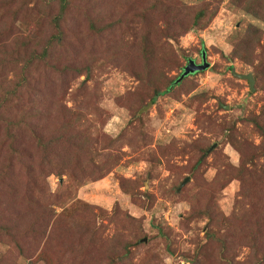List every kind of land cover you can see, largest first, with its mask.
I'll list each match as a JSON object with an SVG mask.
<instances>
[{"label": "rangeland", "instance_id": "1", "mask_svg": "<svg viewBox=\"0 0 264 264\" xmlns=\"http://www.w3.org/2000/svg\"><path fill=\"white\" fill-rule=\"evenodd\" d=\"M35 1L27 0L25 10L35 8ZM175 1V18H182L186 26L181 31L178 22L169 25L168 15L150 10L146 28L152 29L156 47L148 52L144 40L137 48L133 44L136 34L126 17L136 20L141 36L144 0H68L66 39L52 52L57 65L65 68L69 63L73 69L63 74L50 71L39 78L36 90L24 89L21 100L13 99L6 115L0 117V222L16 227L0 234V264H121L119 258L113 259L127 246V264H264V141L251 122L264 108V70L255 71L259 59L251 63L230 55L250 26L264 31V19L235 6L234 0ZM205 6L215 15L193 27V18ZM6 8L0 6V14ZM60 10L61 2L54 0L48 13L19 10L17 15L6 13L5 18L16 36L22 40L28 35L37 49H43L56 31L52 16ZM40 14L45 18L39 20ZM6 25L0 23V41L11 33H5ZM99 26L104 31L95 32ZM121 42L133 52L121 51ZM156 50L159 55L173 52V67L166 71L169 77L179 75L189 59L202 63L203 51L209 67L189 75L177 90L178 97H159L148 108L144 126L138 127L140 122L134 120L131 109L148 101L149 94L137 71ZM235 72H252L255 90ZM19 74L20 70L0 66V87L6 88L8 77ZM40 76L44 75L38 70L36 77ZM79 86L85 87L79 104L100 111L90 112V122L82 119L79 128L96 143L95 130L112 138L126 134L114 148L121 155L120 162L102 178L84 183L76 176L53 173V166L42 160L36 143L17 119L25 113L18 104L29 100V95L41 101L36 91L50 97L40 106L58 115L60 108L74 106ZM73 111L81 113L77 108ZM229 135L244 139L248 147L238 148ZM11 141L24 160L43 164L35 200L44 199L47 217L36 226L28 221L33 212H27L25 197H20L17 207L7 203L1 177L7 172ZM94 149L98 152L100 145ZM242 165L248 168L243 174ZM122 177L129 182L124 189ZM116 208L120 213L111 218ZM209 210L215 213L213 217L207 214ZM83 215L104 232L105 239L120 235L114 251L109 245H94L92 231L84 242L76 239ZM125 220L134 227L127 230ZM135 238H139L137 247L127 245Z\"/></svg>", "mask_w": 264, "mask_h": 264}, {"label": "trees", "instance_id": "2", "mask_svg": "<svg viewBox=\"0 0 264 264\" xmlns=\"http://www.w3.org/2000/svg\"><path fill=\"white\" fill-rule=\"evenodd\" d=\"M0 1V6H7L6 10L0 14V23H3V25L7 24L6 27H8V29H4L5 33L11 31L7 38H2L0 41V66L3 67L5 64L8 71L12 70L16 72L17 70H20V74L15 75L14 78L8 77L9 84L6 88L0 87V117H3L6 115L5 111H7L8 105L13 101V99L21 100V93L24 92V89L28 88L34 91L36 90V82L39 78H45L50 71L63 74L68 70L71 71L73 67L69 65V63L65 65L67 66L65 68L57 65L58 61L54 58L52 52L59 42L63 43L66 39L64 21L68 8V0H59L61 2V10L58 14L53 15L51 19V23L55 26L56 31L52 36L48 37L43 49H37L33 40L29 38L30 36L28 35H24L22 40L20 37L16 36L11 27L12 23L9 21V18H5V16L6 13L17 15L19 10H24L25 12L30 11L32 13L39 10L41 13H48L49 7L53 6L54 0H36V7L32 9L28 7L26 10L25 5L27 0H9L8 2L7 0ZM144 2L147 3V5H145L146 7L144 6L143 9H140L142 12V20H140L144 22L142 25L145 26V31H143L141 35L142 38L140 36L141 32L138 25L135 22L136 20L131 19L129 16L126 17H128V21L132 24V29L136 34L134 40L132 41L133 44H135L137 48L139 42L144 40L146 43L145 50L151 52L156 47V38L152 35V29L146 28L149 27V25H147L148 21L145 18L148 17L147 13L150 10L153 12H159L161 16L162 14L164 16L168 15L171 19L169 21V25L172 24L173 26L178 22L181 31L186 26V23L182 21V18H175L173 9H178V3L175 0H144ZM233 4L264 19V0H234ZM207 8V6L203 7L193 18L191 23L193 27L197 25H204L203 23L209 22V19L215 15L213 11L212 13H208ZM13 16L14 15H12V17ZM207 16L208 19L206 18ZM38 18L39 20H42L45 18V15L40 14ZM94 31L102 32L104 29L102 28L101 30V27L99 26L95 27ZM120 47V50L125 53L133 52V49L130 46L125 48L123 42L120 43ZM160 47L163 51L167 49L163 43ZM162 54L163 55H159L157 50L153 53V55L150 54L151 56L149 55L145 61L141 63L142 67L140 71H137V76L142 80V84L147 88L145 89V92L149 94L148 101H144L140 105L131 109L134 120L137 118L136 122H140L138 127L142 126V124L144 126L143 119L148 113V108L156 104L159 97L174 94L178 97L177 90L183 86L188 76L197 73L195 72L193 74H189L178 82L177 80L181 76L182 72L175 77H169L166 74V71L173 67V52L166 51ZM230 55L233 58H240L243 61L251 63H253L254 59H259L260 63L256 65L255 71L264 70V31L254 25L250 26L245 35L241 39H238L234 44V48ZM138 62L140 63V61ZM38 70H41V74L44 76L36 77V72ZM262 81L264 82V80ZM0 85H3L1 81ZM84 89V86H79L74 95V106L60 108L58 110V115H54L46 106H40L41 103H46L50 97L46 93L43 94L41 91H36L40 97H43L41 101H33L32 98L34 95H29V100L25 102L19 101L20 104H18V107L25 113L21 118L17 117L18 125L26 128L29 132L31 140L36 143L37 150L39 151L42 160L48 161V163L53 166V173L60 176L63 174H67L70 177L76 176L75 178L79 181H83V183L89 180L92 181L102 178L120 162L121 155H118L119 153L117 154V150L114 148L118 146L116 142L123 140L126 136V134H122L118 138H112L107 133H99L101 130H95L99 137V143H96L94 138L91 137L85 129L79 128L82 119L85 122H90V112L94 114V111H96L94 110V107L89 111V108L85 106L84 102L79 104L80 98L83 97L82 91ZM88 103L89 101H87V104ZM76 108L81 113L74 115L73 110ZM96 112L100 113V111ZM42 117L45 120H43ZM48 118L53 120L55 119V121L51 122ZM134 120H131L132 124L136 123ZM251 122L253 123V128L260 132L264 141V108L261 110L260 115H254L251 117ZM229 138L235 146L241 148L242 150L248 147L246 141L237 135H229ZM12 144L13 142L11 141V145ZM97 144L100 145V150L98 151L99 154L98 152H95L96 150L94 149V146ZM263 146L264 144L262 143V147ZM11 150V156L8 164L6 165L7 172L1 177L7 203L11 206L16 203L17 207L19 205L20 197H25V205L28 209L27 212H33L32 216L28 218V221L33 226H36L39 224L37 221L47 217V209L43 207L45 206L44 199L35 200L36 189L38 187V176L41 177L42 175L43 164L41 161L37 160L36 155L34 156L35 160L38 161L37 163L31 162L28 159L24 160L23 157H20L21 153L19 151V147L15 145H12ZM84 155H86V157ZM15 158L17 160L20 159L21 163L19 162L18 164L17 161L15 162ZM243 166L244 165L241 167ZM245 166H247L246 163ZM245 166L241 170L242 174L243 170H246L247 168ZM77 170L80 171L77 175H75ZM128 183V180L123 177L121 178L120 186L123 189L127 187ZM118 213H120V210L119 208H116L109 216L111 218H115L118 216ZM207 214L212 217L215 215V213L210 210ZM83 216L84 224L81 228L80 235L77 236L76 239L79 238L80 242H84L87 237L86 235L92 231V233H90L92 236L90 237L94 245H109V249L114 251L113 249L116 248L120 242V235L115 233L112 238L105 239L103 237L104 232H102L101 229H96L92 225L90 217H86L85 215ZM262 219L264 220V217ZM123 224L127 230L134 227V224H132L130 220L123 221ZM15 229V224L10 226L0 222V234L13 232ZM138 239L139 238H135V241L130 240L127 245L130 244L131 246L137 247L139 242ZM129 255L130 249L127 246L125 251H121L118 255L116 254V256L119 257L114 258L113 262H117L119 258L121 264H127Z\"/></svg>", "mask_w": 264, "mask_h": 264}, {"label": "water", "instance_id": "3", "mask_svg": "<svg viewBox=\"0 0 264 264\" xmlns=\"http://www.w3.org/2000/svg\"><path fill=\"white\" fill-rule=\"evenodd\" d=\"M208 67H209V62L207 61L205 51H203L202 52V63H197L194 59H189L188 63L183 68L181 76L178 78L177 81L179 82L185 76H187L189 74H193V73L198 72V71H202V70H204V69H206ZM235 74L238 77L247 79L249 81V85L251 87V90L252 91L255 90V77H254V74L252 72L243 73V74L235 72ZM187 180H188V177L182 182V184L179 187V189L186 183Z\"/></svg>", "mask_w": 264, "mask_h": 264}]
</instances>
